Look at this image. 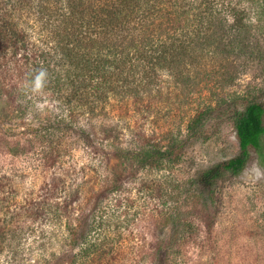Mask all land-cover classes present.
Segmentation results:
<instances>
[{
    "label": "rangeland",
    "instance_id": "374dc122",
    "mask_svg": "<svg viewBox=\"0 0 264 264\" xmlns=\"http://www.w3.org/2000/svg\"><path fill=\"white\" fill-rule=\"evenodd\" d=\"M176 3L178 10L181 7L180 16L169 17L159 27L157 37H175L186 47L196 48L199 31L208 26L211 31L214 28L218 41L207 45L203 52L202 46L196 49L197 57L186 58L172 69L164 63H145L147 70L153 68L155 73L141 72L143 81L132 97L109 101L93 114L77 117L76 123L108 150H112L109 146L130 149L138 145L165 149L177 139L185 141L183 154L175 164L158 171L135 172L129 178L111 152L98 153L72 132H61L54 136L60 141L54 154L63 159L64 166L74 167V177L78 175V186L71 197L74 215L80 214L86 196L105 178L107 186H119L99 209L106 215L104 246L111 249L112 255H108L109 260L95 256L92 264H152L147 247L155 240L170 246L165 264H264V179L253 180L248 175L254 163L264 170L258 155L249 151V159L238 175L225 173L217 180L212 203L208 204L204 202L208 192L204 190L200 196L195 178L200 171L238 155L237 137L226 118H209L191 138L188 132L189 123L208 105L221 103L222 108H229L250 98L264 102V16L260 0ZM236 35L240 36L238 41ZM138 45L127 51L134 53ZM15 104L0 98V127L16 132L41 128L62 108L59 100H33L28 103L25 117L18 120L14 117ZM26 136L0 137V178L7 184L0 188L1 202L6 196L11 205L25 207L32 197L39 196V189L56 185L54 197L45 201L53 210L69 197L65 189L69 179L58 169V159L52 157L47 162L38 157L36 146L25 140ZM97 172L102 173L101 179ZM27 213L12 219L14 224L25 222L31 226ZM173 218L190 228L172 231ZM46 228L53 229V233L46 234L47 243L32 240L30 250L12 259L2 252L0 264H44L52 253L59 255L66 250L62 228L48 222L47 227L43 226Z\"/></svg>",
    "mask_w": 264,
    "mask_h": 264
},
{
    "label": "trees",
    "instance_id": "16d2710c",
    "mask_svg": "<svg viewBox=\"0 0 264 264\" xmlns=\"http://www.w3.org/2000/svg\"><path fill=\"white\" fill-rule=\"evenodd\" d=\"M259 6L264 16V0H260ZM179 10L176 0H0V98L16 103L14 117L18 120L25 117L30 101L59 100L62 104L61 112L52 120L44 121L41 128L16 132L0 127V137L28 135L25 140L36 146L35 154L47 162L58 159V169L69 179L65 188L69 197L60 206H53V210L45 201L54 197L56 185L39 189V196L32 197L25 207L11 205L6 196L4 204L0 198V254L4 252L12 259L19 252L30 250L32 240L44 245L49 238L46 234L53 233V229H43L48 222L54 228H62L67 249L59 255L52 253L44 264H92L95 256L111 259V249L105 248L103 242L106 215L99 209L108 194L118 192L119 186H107V179L103 178L101 186L89 192L80 214L75 216L71 197L78 186V175L74 177V167L64 166L63 159L54 154L60 147L59 139L55 140L54 136L72 132L91 150L111 152L129 178L135 172L158 171L180 160L185 141L176 139L165 149L138 145L130 149L109 146L112 150H108L107 145L95 142L76 123L77 117L93 114L109 101L132 97L136 86L143 81L142 73L154 71L147 70L145 63L152 66L164 63L172 69L186 58L197 57L196 49L202 46L203 52L207 45L210 47L218 41L214 28L211 31L208 26H201L203 31L196 37L199 42L196 48L186 47L184 41L175 37H157L159 27L169 17H179ZM209 17L213 14L209 13ZM238 33L241 34V29ZM239 37L236 35L237 41ZM136 43L139 45L134 53L127 51ZM210 51L211 48L207 54ZM41 72L44 74L42 87L34 90V81ZM241 101L231 108H222L221 103L208 105L189 123L191 138L209 118H226L232 122L238 141V155L200 171L195 178L200 196L204 190L208 192L204 200L208 204L212 203L215 182L225 173L238 175L249 159V151L258 155L264 169V102L258 98ZM97 173L101 179L102 173ZM3 181L0 178V188L7 185ZM22 212H28L31 226L25 222L14 224L12 219ZM172 225V231L190 228L179 218H173ZM75 249L78 252L73 253ZM169 249L161 240L148 244L151 263L165 264Z\"/></svg>",
    "mask_w": 264,
    "mask_h": 264
},
{
    "label": "clouds",
    "instance_id": "9594fccd",
    "mask_svg": "<svg viewBox=\"0 0 264 264\" xmlns=\"http://www.w3.org/2000/svg\"><path fill=\"white\" fill-rule=\"evenodd\" d=\"M43 72L38 75L34 81V90H39L42 87ZM249 178L253 180L264 179V170H262L257 164H253L248 172Z\"/></svg>",
    "mask_w": 264,
    "mask_h": 264
}]
</instances>
